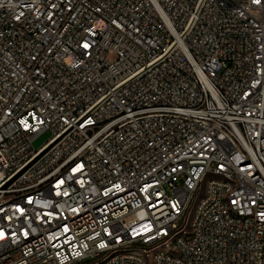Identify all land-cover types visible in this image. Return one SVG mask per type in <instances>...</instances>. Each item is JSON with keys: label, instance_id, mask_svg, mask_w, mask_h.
I'll use <instances>...</instances> for the list:
<instances>
[{"label": "built area", "instance_id": "1", "mask_svg": "<svg viewBox=\"0 0 264 264\" xmlns=\"http://www.w3.org/2000/svg\"><path fill=\"white\" fill-rule=\"evenodd\" d=\"M0 264H264V0H0Z\"/></svg>", "mask_w": 264, "mask_h": 264}, {"label": "rangeland", "instance_id": "2", "mask_svg": "<svg viewBox=\"0 0 264 264\" xmlns=\"http://www.w3.org/2000/svg\"><path fill=\"white\" fill-rule=\"evenodd\" d=\"M51 135L52 134L49 130H45L40 133L33 141L35 148H39L45 144L50 139Z\"/></svg>", "mask_w": 264, "mask_h": 264}, {"label": "snow or ice", "instance_id": "3", "mask_svg": "<svg viewBox=\"0 0 264 264\" xmlns=\"http://www.w3.org/2000/svg\"><path fill=\"white\" fill-rule=\"evenodd\" d=\"M255 2H256V3H259V2H260V0H255Z\"/></svg>", "mask_w": 264, "mask_h": 264}]
</instances>
